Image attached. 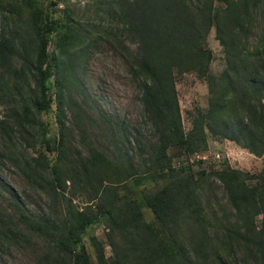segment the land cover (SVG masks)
<instances>
[{
	"label": "trees",
	"instance_id": "1",
	"mask_svg": "<svg viewBox=\"0 0 264 264\" xmlns=\"http://www.w3.org/2000/svg\"><path fill=\"white\" fill-rule=\"evenodd\" d=\"M252 3L257 5L259 0ZM98 4L105 27H94V35V29L76 23L81 39L75 41L76 36L70 39L65 35L63 43L81 42L89 48L101 40L125 59L136 78H142L143 112L156 130L148 164L142 165L139 175L114 140L111 157L87 142L86 130L78 126L87 153L81 156L66 139L61 108L58 140L49 146L39 116L52 106L50 80L65 73L66 67L59 68L49 52L50 36L58 29V21L43 10L29 7L35 40L33 60L24 42L12 35H0V104L9 110L8 119L0 122V132L8 140L17 134L26 146L39 143L45 148L35 157L16 163L26 183L40 189L58 212L36 219L14 198L9 209L0 208V242L22 239L24 231L42 238L48 248L38 264H191L179 241V223L187 218L202 220L198 183L204 172H198L200 177L194 179L191 172L176 170L168 152L177 150L189 161L207 150L208 133L264 157V46L249 51L243 44L242 37L249 31L232 0H99ZM212 28L227 66L219 76L210 73L212 52L207 37ZM190 72L205 80L208 107L195 116L185 132L175 77ZM27 76L32 77L36 89L32 112L22 99ZM116 132L122 135L124 130L120 127ZM212 175L243 217V239L254 243L258 264H264V169L255 176H243L225 165ZM131 179L133 185L128 184ZM150 182L156 186L148 187ZM141 184L143 188H139ZM120 185L123 193L116 189ZM77 195L86 206L73 205ZM93 201L97 204L89 205ZM143 208L151 211L157 226L144 220ZM258 216L262 222L256 236L253 220ZM102 220L109 230L107 245L114 259H107L104 246L93 238L92 260L84 249V235Z\"/></svg>",
	"mask_w": 264,
	"mask_h": 264
},
{
	"label": "rangeland",
	"instance_id": "2",
	"mask_svg": "<svg viewBox=\"0 0 264 264\" xmlns=\"http://www.w3.org/2000/svg\"><path fill=\"white\" fill-rule=\"evenodd\" d=\"M252 1L232 0L233 7L242 14V25L249 31L242 37L243 44L249 51L264 46V0H259L257 5ZM98 3L99 0H0V35H12L24 42L33 60L35 40L29 25V7L43 10L57 20L59 25L50 36L49 52L56 57L59 68L66 67V71L50 80L49 94L52 106L48 113L39 116L41 126L47 132L49 146L53 147V142L58 140L57 115L61 108L64 111L66 139L81 156L86 157L87 153L78 126L86 130L87 142L111 157L114 153V140L118 149L123 154H128L134 169L141 175L142 165L148 164V155L156 142V130L143 112L142 78H136L125 59L101 40L91 44L89 48L81 42L69 45L70 41L67 40V44L63 43L65 35L70 39L76 36L75 41L81 39L78 37L79 30L75 29L76 23L94 29V35L97 30L94 27H105L104 15ZM67 15L71 17L72 23ZM207 46L212 52L210 73L219 76L227 66L214 28L207 37ZM7 82L8 87H11V81ZM175 87L182 125L187 132L195 116L207 110V84L205 80L190 72L176 76ZM22 93L25 106L30 112L34 111L31 103L32 97L36 96V89L32 77H26ZM8 113L9 110L0 104V122L8 119ZM239 117V120L243 119L242 114H239ZM120 127L124 130L122 135L116 132ZM112 132L116 134L113 136ZM19 139V135L15 134L8 140L0 132V208L9 209L16 198L26 214L36 219L49 217L52 212H58V208L51 205L50 199L40 189L26 183L16 163L35 157L37 152L44 151L45 148L39 143L26 146ZM168 155L176 170L189 171L194 179L200 177L198 172H204L198 183L202 220L196 222L187 218L179 223V241L185 249L184 254L190 257L191 264H258L256 246L253 242L243 239V217L231 206L228 195L212 173L228 165L243 176H255L264 169V157H257L232 141L208 133L207 150L204 153L189 161L183 160L177 150H170ZM198 161L202 163L198 164ZM254 182L252 180V183ZM128 184L133 185V180H129ZM147 185L156 186L152 182ZM143 186L144 184H141L139 188ZM116 189L119 193L124 192L122 185ZM72 203L78 208L86 206L85 200L79 195L73 198ZM92 204L95 206L97 202L93 201L89 205ZM142 213L147 223L157 226L148 208H143ZM15 220L12 219L13 224L16 223ZM261 222V216L253 220L256 236H259L257 233ZM108 232L104 220L87 229L83 245L90 259L95 260L93 238L104 246L105 257L114 259L112 250L107 245ZM24 233V237L17 241L0 242V264H38L48 246L42 238L33 233ZM156 264L166 263L161 261Z\"/></svg>",
	"mask_w": 264,
	"mask_h": 264
}]
</instances>
